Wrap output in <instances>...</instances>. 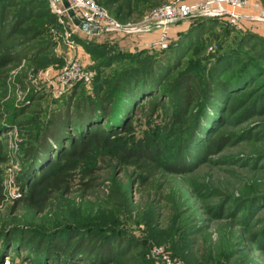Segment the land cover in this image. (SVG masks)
Here are the masks:
<instances>
[{
    "label": "rangeland",
    "instance_id": "374dc122",
    "mask_svg": "<svg viewBox=\"0 0 264 264\" xmlns=\"http://www.w3.org/2000/svg\"><path fill=\"white\" fill-rule=\"evenodd\" d=\"M176 1L195 3L198 0H124L121 8L143 6L147 14ZM258 1L264 7V0ZM47 9L48 12L40 11L43 19L33 21L32 25L36 30H45L39 41L52 43L45 55L52 63L45 66L23 61L10 67L0 81V142L7 156V162L0 164L5 196L0 204V264H40L31 251L17 244L19 236L28 233L44 240L64 239L70 233L84 234L86 239L87 235L96 234L101 240L107 234L120 236L140 244L143 264H160L152 255L155 248H163L183 264H264V112L259 107L258 111H252L251 107L264 99V63L258 61L255 72L257 60L238 41V34H252L264 40V23L251 21L236 29L226 20H218L217 29L182 65L183 70L189 69L201 77L209 74L219 60L238 57L240 63L222 77L239 76L245 66H250L256 74L255 82L233 95L227 94L224 102L218 104L215 119L210 123L213 131L197 143L206 146L214 139H227L220 151L203 159V149L192 172L161 173L141 185V174L123 163L115 148H100L85 165L95 172L89 188L82 191L74 186L69 194L55 192L44 210L37 212L22 202L27 188L19 186L18 178L25 151L74 88L75 91L80 88L78 94L89 98L95 92L92 69L101 60L86 53L77 40L107 59L118 50L139 54L140 36L148 34L90 35L79 31L68 16L52 14L48 3ZM194 22L187 19L173 27L189 28ZM153 43L143 50L161 53L162 49ZM73 64L81 76L66 81L70 73L65 69ZM111 73H102L100 79ZM85 76L89 77L88 82L83 81ZM169 101L167 94L159 93L142 101L134 117L130 116L129 132L116 136L114 143L126 148L138 143L146 146L148 141L150 145L166 143L171 145L166 155L178 154L177 144L183 131L172 121ZM249 109L252 117L242 121ZM245 134L249 137H243ZM184 152H181L183 157ZM179 155L174 160L168 158L169 162L181 160ZM8 238H12L11 245L10 242L6 245ZM87 257L69 260L61 257L59 262L76 264L80 260L78 264H95L85 261Z\"/></svg>",
    "mask_w": 264,
    "mask_h": 264
},
{
    "label": "trees",
    "instance_id": "16d2710c",
    "mask_svg": "<svg viewBox=\"0 0 264 264\" xmlns=\"http://www.w3.org/2000/svg\"><path fill=\"white\" fill-rule=\"evenodd\" d=\"M94 1L121 22L138 20L145 13L131 19V13L121 8L124 0ZM115 5L119 8L115 9ZM41 10L48 12L44 0H0V81L6 77L10 67L18 66L23 61L45 66L52 63V60L45 58L52 43L39 41L45 30H36L32 25L33 21L43 19ZM218 20L225 19L195 20L159 54H151L148 50L126 54L118 50L106 59L77 40L86 53L101 60L92 69L95 73V92L89 98L78 94L80 88L76 91L74 88L64 104L49 116L46 125L25 151L23 170L18 178L19 186L27 188L22 202L42 212L55 192L69 194L74 186L82 191L88 189L95 172L85 168V165L100 148H115L121 161L141 174V185L153 181L161 173L181 175L192 172L203 149V159L220 151L227 144V139H214L206 146L197 143L213 131L214 126L211 128L210 123L215 119L218 104L224 102L226 95H233L245 85L255 82V72L258 71L256 63H264V40L252 34H238L241 47L257 60L254 62L255 72L250 66H245L239 76L222 77L233 65L240 63L241 58L238 57L219 60L206 76L204 73L198 77L189 69L183 70L182 65L188 55L217 29ZM109 72L112 73L108 77L100 79L102 73ZM158 93L170 97L168 103L173 111L172 121L183 131L177 144L181 160L169 162L178 155H166L170 144L150 145L148 141L146 146L138 143L133 148H126L114 143L116 136L129 132L131 118L140 103ZM259 101L251 106L252 111H258L259 107V111L264 112L263 97ZM244 114L242 121L252 117L253 112L251 114L249 109ZM248 135L243 137L248 138ZM3 148L0 142V164L7 162ZM182 151H185V157ZM4 197L0 181V204ZM19 237V247L31 251L40 264H55L61 257L67 260L83 259L86 255L85 261L95 264H143L140 244L120 236L107 234L101 240L96 234L87 235L86 239L84 234L70 233L64 239L53 237L44 240L28 233ZM11 239L8 238L6 245L9 242L11 245ZM172 257L176 256L172 254ZM78 263L80 260H76Z\"/></svg>",
    "mask_w": 264,
    "mask_h": 264
},
{
    "label": "built area",
    "instance_id": "2783aa9c",
    "mask_svg": "<svg viewBox=\"0 0 264 264\" xmlns=\"http://www.w3.org/2000/svg\"><path fill=\"white\" fill-rule=\"evenodd\" d=\"M75 16L83 23L94 26L103 32H114L120 35L136 37L144 33L159 32L154 47L165 50L169 44V29L173 24L187 19H225L228 24L236 29H242L247 22L264 23V7L258 0H198L195 3L180 1L167 3L153 11L144 14L137 21L121 22L100 7L94 0H67ZM48 8L58 17H66L67 13L61 0H47ZM70 73L66 81L81 76L79 68L73 64L65 69ZM76 79V78H75ZM88 76L83 78L88 82ZM152 255L160 264H183L163 248H155Z\"/></svg>",
    "mask_w": 264,
    "mask_h": 264
},
{
    "label": "crops",
    "instance_id": "0c3cea01",
    "mask_svg": "<svg viewBox=\"0 0 264 264\" xmlns=\"http://www.w3.org/2000/svg\"><path fill=\"white\" fill-rule=\"evenodd\" d=\"M119 5V4H118ZM115 5V6H118ZM140 9H136L134 6H129L124 8L123 11L125 12H129L131 13L130 18L131 19H136L137 17H139L140 15L138 14V12H143L146 11L145 7L143 6H139ZM187 26H176L170 27V31H169V37L171 40H176L178 38V36L181 33H184L187 30ZM159 37V32H152V33H148V34H144L140 36V40L139 43L137 45L138 49L143 50V49H147L153 42H155Z\"/></svg>",
    "mask_w": 264,
    "mask_h": 264
},
{
    "label": "water",
    "instance_id": "95a60500",
    "mask_svg": "<svg viewBox=\"0 0 264 264\" xmlns=\"http://www.w3.org/2000/svg\"><path fill=\"white\" fill-rule=\"evenodd\" d=\"M63 7L66 10L67 16L72 22V24L81 32L90 34V35H98L101 32L97 27L89 26L86 23H83L81 20H79L76 16L74 11L70 8L69 3L67 0H61Z\"/></svg>",
    "mask_w": 264,
    "mask_h": 264
}]
</instances>
